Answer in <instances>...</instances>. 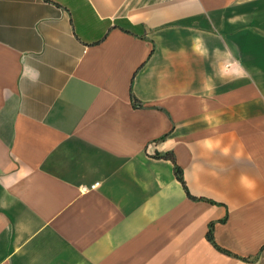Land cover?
I'll return each instance as SVG.
<instances>
[{
  "label": "crops",
  "instance_id": "1",
  "mask_svg": "<svg viewBox=\"0 0 264 264\" xmlns=\"http://www.w3.org/2000/svg\"><path fill=\"white\" fill-rule=\"evenodd\" d=\"M261 246L264 0H0V264Z\"/></svg>",
  "mask_w": 264,
  "mask_h": 264
},
{
  "label": "trees",
  "instance_id": "2",
  "mask_svg": "<svg viewBox=\"0 0 264 264\" xmlns=\"http://www.w3.org/2000/svg\"><path fill=\"white\" fill-rule=\"evenodd\" d=\"M132 96V95H131ZM132 99H133V103L134 104H138L137 103V101H136V99L134 98V96H132ZM159 155V154H158ZM161 156H167V157H169L171 160H172V162H173V170H174V173H175V176L177 177V179L180 181V183L182 184V186H183V188H184V190H185V192H186V194L189 196V197H191V198H193V199H195V198H197V197H195V196H193L189 191H188V189H187V186H186V183H185V180H184V178H183V173H182V168L175 162V159H174V155H173V153L172 152H166V153H163V154H160ZM159 155V156H160ZM212 222H210L209 223V226H208V229H207V231H206V237H207V239L216 247V248H218V249H221V250H223V251H225V252H228L227 250H225V249H223V248H221L216 242H215V240H214V238H213V233H212ZM262 247H264V246H261V248ZM261 248H260V250H261ZM245 259H248V258H245Z\"/></svg>",
  "mask_w": 264,
  "mask_h": 264
},
{
  "label": "built area",
  "instance_id": "3",
  "mask_svg": "<svg viewBox=\"0 0 264 264\" xmlns=\"http://www.w3.org/2000/svg\"><path fill=\"white\" fill-rule=\"evenodd\" d=\"M97 183H94L93 185H91V186H95Z\"/></svg>",
  "mask_w": 264,
  "mask_h": 264
}]
</instances>
